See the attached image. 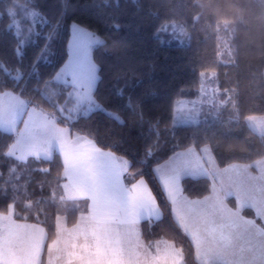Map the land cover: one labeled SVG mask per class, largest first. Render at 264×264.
<instances>
[{"label":"snow or ice","instance_id":"1","mask_svg":"<svg viewBox=\"0 0 264 264\" xmlns=\"http://www.w3.org/2000/svg\"><path fill=\"white\" fill-rule=\"evenodd\" d=\"M115 2L118 7L119 0ZM260 2L264 4V0ZM59 3L58 13L49 16L40 10L36 0H11L0 14L7 15L4 30L10 31L15 40L14 63L0 56V134L11 138L10 143L0 145V156L15 161L8 168L7 179H3L4 173L0 171V202L8 201L6 208L0 210V264H40L46 237V229L41 225L47 221V213L40 208L35 214L36 222L28 223L30 213L25 211L21 215L17 210L22 198L25 210L32 209L34 204L59 202L70 203L71 211H79L71 229L66 227V217L56 215L57 239L47 245V264H186L185 249L177 246L175 240L161 236L145 242L140 230L142 221L152 226L163 224L165 219L144 172V167L165 147L159 120L149 122V133L154 139L146 143L139 161L99 147L98 130L88 127L72 131L73 124L81 118L96 114L115 124H124L120 110L108 108L96 96L100 75L91 51L103 46L104 41L73 22L68 60L54 74L41 79V62L52 63V44L64 26L68 11V0H59ZM102 3L109 7L112 0H102ZM132 3L138 4L139 0ZM147 14L159 19L158 11L149 9ZM200 16L198 12L192 17L193 24ZM235 24L228 19L216 24L217 58L225 64L235 63L236 51L232 44ZM110 26L116 30L121 27L113 17H110ZM45 28L47 32L43 31ZM222 33L227 34V40H223ZM41 38L43 44H40ZM153 38L163 47L173 41L184 44L190 39V33L184 19L165 18L157 24ZM29 47L37 51L26 64ZM225 53L227 60L222 59ZM33 80L35 83L30 88ZM213 82H216L215 72L200 73L198 100L185 98L184 89H180L172 102L170 123L163 131L174 134L178 127L194 130L186 145L181 148L179 143L175 144L171 155L150 169V179L158 181L166 193L170 224L190 240L196 264H264V155L248 163L233 161L223 168L218 166L216 152L221 142L207 135L201 137L200 125H207L209 117L213 122L220 121L222 111L229 104L231 110L225 123L239 124L240 109L237 90L222 91L218 82L215 87ZM128 86L127 81L123 87L117 85L115 94L123 97ZM32 94H37L39 100ZM44 103L53 110L43 107ZM126 107L140 121L144 120L143 112L137 111L139 105L131 96ZM61 123L64 127H60ZM243 123L264 142V115L244 116ZM112 146L118 147V144ZM235 147L228 144L225 151L231 153ZM56 152L63 158V170L51 184V195L35 201L29 199L32 173L47 175L50 169H29L27 165L51 161ZM134 163L141 167L131 170ZM202 177L213 181L211 193L196 199L184 196L181 181ZM38 183L43 190L45 181ZM228 197H235V209L225 203ZM245 208L255 209L261 223L243 216ZM41 214L45 216L44 221L40 219ZM65 233L68 239L61 247L60 238Z\"/></svg>","mask_w":264,"mask_h":264},{"label":"trees","instance_id":"2","mask_svg":"<svg viewBox=\"0 0 264 264\" xmlns=\"http://www.w3.org/2000/svg\"><path fill=\"white\" fill-rule=\"evenodd\" d=\"M10 3L11 0H0V14L4 13ZM36 5L49 16L58 13L60 9L59 0H36ZM149 9L158 11L159 19L149 16L147 14ZM198 12L201 13L200 19L193 24L192 17ZM110 17L118 20L121 25L119 30L110 26ZM165 18L184 19L188 25L190 39L184 44L171 43L170 46H159L153 38V32L157 24ZM225 19L236 22L235 36L232 40L236 51L234 64L222 63L217 58L216 24ZM7 22V15H0V56L14 63L12 48L15 40L10 31L4 30ZM72 22L87 27L100 35L104 41L103 46L92 49V56L99 67L100 75L96 96L108 108L120 110L124 120L123 125H118L105 116L96 114L91 118H81L73 124L72 130H86L88 127L98 130V146L124 155L129 160L139 161L146 143L154 139L149 133V122L159 120L161 140L165 147L144 167V172L165 213V219L163 224L157 223L152 226L142 221L140 225L142 238L147 242L158 240L161 236L166 240H175L177 246H183L185 249L186 264H196L190 240L184 238L179 229L170 224V204L158 181L150 179V169L156 163L167 159L175 144L179 143L182 148L190 141L191 132L194 130L192 128L178 127L174 134L163 131V128L170 123L172 102L177 98L180 89H184L185 98L194 99L199 95L198 86L202 71H215L218 86L222 91L233 88L237 90L239 124L226 125L231 110L229 104L222 111L220 121L213 122L209 119L207 125H200L201 137L207 135L221 142L216 152L217 164L225 166L233 161L248 163L264 155V142L252 134L243 123L244 116L264 115V4L260 0H139V3L134 5L132 0H119L117 7L115 0H112V5L105 7L102 0H68L64 26L52 44L54 52L51 57L52 63L45 65L41 62L40 65L42 80L54 74L66 61ZM43 31L47 32V28ZM221 35L223 40L228 39L226 33ZM40 44H43L42 38ZM36 51L35 47L27 49L26 64L31 61ZM222 59H228L226 53ZM125 81L129 86L124 96L119 97L115 94V88L117 85L123 87ZM34 83L35 80L29 87L31 88ZM32 95L39 100L37 94ZM129 96L139 105L137 111L143 112V121H140L132 109L126 107ZM60 99L62 101L63 97ZM43 107L49 111L53 110L47 103H44ZM10 142L11 138L8 135L0 134V145ZM114 143L118 144V147H113ZM228 144L236 146L231 153L225 151ZM181 148L175 150L179 151ZM13 163L14 160L0 156L3 179H7L8 168ZM27 167L50 169L47 175L40 172L32 173V182L29 185L31 195L28 198L35 201L41 196L49 197L51 184L63 170L60 154L56 152L51 161L30 162ZM137 167L141 165L134 163L131 170ZM138 178L139 176L136 177ZM41 180L45 181L43 190L38 183ZM181 188L185 196L201 198L210 193L211 179L185 178L181 181ZM227 201L230 206H236L233 197L227 198ZM7 203V200L0 202V210L6 208ZM22 205L23 198L17 210L21 215H24L25 211L30 213V219L27 221L29 223L36 222L35 214L40 208L47 213V221L42 224L47 232L46 243L55 236L57 214L66 216L67 225H72L79 214V211L70 210V203L34 204L30 210L23 209ZM242 213L261 223L252 208H245ZM40 219L44 221L45 216L41 214ZM40 264H45L44 252Z\"/></svg>","mask_w":264,"mask_h":264},{"label":"crops","instance_id":"3","mask_svg":"<svg viewBox=\"0 0 264 264\" xmlns=\"http://www.w3.org/2000/svg\"><path fill=\"white\" fill-rule=\"evenodd\" d=\"M62 125H64V124H62ZM20 127L22 128L23 127V124L21 123L20 124ZM60 127H64V126H60ZM73 131V130H72ZM73 132H75V131H73ZM100 147V146H99ZM102 148V147H101ZM104 149V148H103ZM104 150H106V149H104ZM60 154V153H59ZM61 156V155H60ZM61 158H62V156H61ZM62 160H63V158H62ZM164 162V161H163ZM163 162H161V163H163ZM240 163H245V162H240ZM219 166V165H218ZM220 168H223L224 166H219ZM139 179V178H138ZM212 184H213V181L211 180V186H212ZM217 184H218V181H217ZM210 193H211V191H210ZM209 193V194H210ZM209 194H207V195H209ZM183 195H184V193H183ZM206 195V196H207ZM166 196V195H165ZM185 196V195H184ZM166 198H167V196H166ZM188 198H190V197H188ZM202 198V197H201ZM229 198V197H228ZM234 199H235V197H233ZM190 199H196V198H190ZM225 203L227 204V206L229 207V208H232V209H235V207H232V206H230L229 205V203H228V201H227V199L225 200ZM254 210V212H255V214H256V211H255V209H253ZM243 216H245L243 213H241ZM79 217V214L77 215V218ZM246 217V216H245ZM247 218V217H246ZM249 219V218H248ZM77 220V219H76ZM21 222H23V221H21ZM76 222V221H75ZM74 222V223H75ZM29 223V222H28ZM73 223V224H74ZM72 224V225H73ZM72 225H67L66 224V227L68 228V229H71L72 228ZM62 238L64 239L63 240V242L60 244V246L61 247H63V245H64V241L66 240V239H68V234L67 233H65V234H63V236H62ZM57 239V232L55 233V236L48 242V243H46V241H45V244H44V248H43V252H44V256H45V264H47V262H48V248H47V245L48 244H50V243H52L54 240H56ZM144 240V239H143ZM145 241V240H144ZM145 242H147V241H145ZM43 255V254H42ZM42 255H41V258H40V263H41V259H42ZM54 255H56L55 253H54ZM58 264H59V262H58Z\"/></svg>","mask_w":264,"mask_h":264},{"label":"rangeland","instance_id":"4","mask_svg":"<svg viewBox=\"0 0 264 264\" xmlns=\"http://www.w3.org/2000/svg\"><path fill=\"white\" fill-rule=\"evenodd\" d=\"M73 24V22L71 23V25ZM79 24V23H78ZM82 28H84V29H86L87 31H90V32H92L91 30H89L87 27H85V26H83V25H81V24H79ZM96 34V33H95ZM97 36H99L100 38H101V36L100 35H98V34H96ZM72 39V32H71V35H70V39H69V41ZM102 39V38H101ZM166 39H167V37H166ZM188 41V39H186L185 40V42L184 43H186ZM172 43H179V42H177V41H173ZM68 53H69V43H68ZM91 57H92V59H93V56H92V51H91ZM68 56H67V59H66V61L68 60ZM93 61L96 63V61L93 59ZM65 63V62H64ZM97 64V63H96ZM204 72H208V73H212V72H215V71H213V70H211V71H204ZM215 74H216V72H215ZM216 82H217V78H216ZM216 82H213V87H215L216 86ZM198 98H199V95L196 97V98H194V99H197L198 100ZM187 99H189V100H193V99H190V98H187ZM205 111H207V109H205ZM209 119H212L211 117H209L208 118V120ZM60 126H64V125H62V124H60ZM106 150H108V149H106ZM59 153V152H58ZM117 154V153H116ZM117 156H124V155H120V154H117ZM124 157H126V156H124ZM127 158V157H126ZM129 159V158H128ZM63 161V160H62ZM127 182V181H126ZM165 195H166V193H165ZM187 197V196H186ZM60 216H62V217H66L65 215H62V214H60ZM247 218H249V217H247ZM249 219H252V218H249ZM65 223V221H62V224H64ZM42 226V225H41ZM43 227V226H42ZM46 239H47V232H46V237H45V241H46ZM63 238H62V236H61V238H60V244L63 242ZM44 248V247H43ZM43 254V249H42V253H41V255Z\"/></svg>","mask_w":264,"mask_h":264},{"label":"bare ground","instance_id":"5","mask_svg":"<svg viewBox=\"0 0 264 264\" xmlns=\"http://www.w3.org/2000/svg\"><path fill=\"white\" fill-rule=\"evenodd\" d=\"M246 163V162H245Z\"/></svg>","mask_w":264,"mask_h":264}]
</instances>
